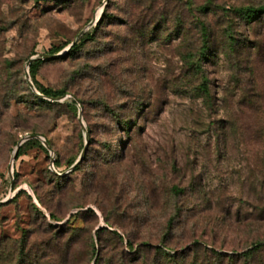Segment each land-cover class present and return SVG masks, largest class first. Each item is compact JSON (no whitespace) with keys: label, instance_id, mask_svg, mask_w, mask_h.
Masks as SVG:
<instances>
[{"label":"rangeland","instance_id":"obj_1","mask_svg":"<svg viewBox=\"0 0 264 264\" xmlns=\"http://www.w3.org/2000/svg\"><path fill=\"white\" fill-rule=\"evenodd\" d=\"M250 4L264 0H0L6 264H95L101 249L98 264H118L113 231L264 264V20L233 10ZM35 57L33 82L64 98L31 88ZM50 226L72 243L44 258ZM147 248L131 264H153Z\"/></svg>","mask_w":264,"mask_h":264},{"label":"trees","instance_id":"obj_2","mask_svg":"<svg viewBox=\"0 0 264 264\" xmlns=\"http://www.w3.org/2000/svg\"><path fill=\"white\" fill-rule=\"evenodd\" d=\"M233 10H236V12H239L241 16H243L244 19L247 20L248 23H254V22H258L261 20H264V4L262 5H254V4H250V5H246V6H242L240 8H233ZM104 17L105 14L103 15L102 19L100 20V22L98 24H101L104 21ZM209 33H208V29L206 28V36L208 37ZM205 38L206 40H208V38ZM230 43L231 46L230 48H233V50L235 48H237V44L235 41V38L233 37L232 34H230ZM236 44V45H235ZM234 45V46H233ZM81 46V44L77 45L74 44L72 46V48L69 50L68 54H72L74 53L76 50H78V48ZM62 47H58L53 49L52 51H50L51 54H57L58 52L62 51ZM208 50H210V44L207 43L203 46L202 50H201V55L205 56L206 53H208ZM42 61H35L33 63H31L30 65V71L34 74L37 66L41 63ZM35 84L37 85L38 89L43 93V95H45L48 98H61L64 97L66 95V91L64 90H52L49 88H44L42 86H40L36 81ZM204 89L207 93H209V89L208 86L205 85ZM39 99H41V97H38ZM43 101H47L45 99H42ZM49 102V101H47ZM22 153V147L20 148L19 152H18V156ZM77 169L80 168V165L78 164ZM52 217H56V215L54 213H52ZM174 223V219H171L169 221V226L172 227ZM107 228H101L99 229V240L103 241L101 234L106 231ZM173 230V229H172ZM49 231L51 233V235L49 236V238L44 242V253L47 252V254L44 256V258H52L53 254L51 255L50 252H52L56 247L58 248V246L62 245L65 241V244L67 247H70L71 245V240H62L61 236L62 234H60V232L55 231V229L53 228V226H50ZM111 232V231H110ZM113 235H116L119 239V241L121 242V249L120 252L118 254V264H131V263H138L139 261L142 260V258L136 257V254L139 253L140 251L144 250L146 247H148L147 249L150 248V251H154L155 253V261L153 262V264H210L209 263V259L212 260L217 259L216 261H220L223 257L216 252H213L214 256H211L209 258V256L207 257H200L199 256V252L201 251L198 247H194L191 249H185L184 251H181L180 249H178L177 247L171 248L173 249V251H175L174 253H166L164 251V249L159 246L156 249H153V245L149 244L148 242H145L143 244L140 245V247L138 249H135V245L134 242L132 241L131 238L127 237L125 238L123 235H121L119 232L117 231H113L112 232ZM125 242H127V245L125 247ZM22 245L24 247H22L21 253L20 255L25 256L26 254L24 253L25 250L27 249L28 245H29V240H23L22 241ZM166 248L170 249L168 246H165ZM262 245H259L257 247H254L253 250H250L246 253L243 254L244 257H251V255L253 254V252H259L260 249L262 248ZM26 248V249H25ZM55 252V250H54ZM202 253H205L202 251ZM9 253H6L5 251H3V253L0 254V260H3V264H6L8 257H9ZM206 255V254H203ZM28 257V256H27ZM104 257V253L103 250H100V254L95 262V264H98V262L100 261V259ZM232 258V257H230ZM215 261V260H214ZM232 261V259H231ZM145 262H148L149 264H151L149 258L148 260H145ZM211 262V261H210ZM8 264V263H7ZM246 264V263H245Z\"/></svg>","mask_w":264,"mask_h":264},{"label":"water","instance_id":"obj_3","mask_svg":"<svg viewBox=\"0 0 264 264\" xmlns=\"http://www.w3.org/2000/svg\"><path fill=\"white\" fill-rule=\"evenodd\" d=\"M95 22H96V20H94L92 24H94ZM82 34H83V32L80 34V36H81ZM74 44H75V42L72 43V44L67 48V50H66L65 52H63V53H60V54H58V53H57V54H49V55H46V57H48V58H57V57L63 56V55H65V54H66V53L72 48V46H73ZM34 59H36V57H35V58H31V59L29 60V62H28V69H27V71H26V77H27L28 82H29V85L31 86L32 89H34L36 92H38V94L41 95L42 97H44V98H48V97H46L45 95L39 93L37 87L35 86V83H34L33 80L31 79L30 69H29V68H30V65H31V63H32V61H33ZM62 98H64V97H61V98H49V99H52L53 101H58V100H60V99H62ZM33 137H36V136H32L31 138H33ZM47 144H48V143H47ZM21 145H22V143H20L19 146L17 147L16 152H15V157L17 156L18 151H19V148H20ZM87 147H88V146L85 147V151H84V153H83V156H84V154H85L86 151H87ZM83 156H82V157H81V158H80V159L74 164L73 169L76 168L77 165L82 161ZM52 165L54 166V162H52ZM12 174H14V166H12ZM5 202H7V200L0 201V204L5 203Z\"/></svg>","mask_w":264,"mask_h":264},{"label":"bare ground","instance_id":"obj_4","mask_svg":"<svg viewBox=\"0 0 264 264\" xmlns=\"http://www.w3.org/2000/svg\"><path fill=\"white\" fill-rule=\"evenodd\" d=\"M100 14H101V12H100Z\"/></svg>","mask_w":264,"mask_h":264}]
</instances>
